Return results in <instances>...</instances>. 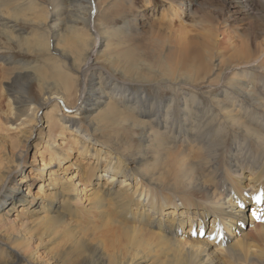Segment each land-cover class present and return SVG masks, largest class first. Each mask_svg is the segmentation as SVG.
<instances>
[{"label": "clouds", "instance_id": "obj_1", "mask_svg": "<svg viewBox=\"0 0 264 264\" xmlns=\"http://www.w3.org/2000/svg\"><path fill=\"white\" fill-rule=\"evenodd\" d=\"M228 65L258 105L174 144L173 101L169 127L136 145L142 109ZM258 90L264 0H0V124L19 140L0 136V196L25 178L46 194L18 218L0 211V264H264V216L223 191L264 185ZM194 213L219 219V239L182 232Z\"/></svg>", "mask_w": 264, "mask_h": 264}, {"label": "bare ground", "instance_id": "obj_2", "mask_svg": "<svg viewBox=\"0 0 264 264\" xmlns=\"http://www.w3.org/2000/svg\"><path fill=\"white\" fill-rule=\"evenodd\" d=\"M162 2L163 0H160L161 5L163 4ZM224 2L225 0H220L221 4ZM247 2L248 0H237L241 7ZM146 11L156 12V6ZM181 38L187 39V34H182ZM217 71L216 79L206 85L197 83L198 76L195 74L187 77L181 81L182 86H178L177 91L164 93L156 97L154 104L142 109L139 113L142 126L136 128L131 134L135 139L136 145L143 148L152 141L153 137L149 130L152 132L154 129L158 132L162 130L160 133H163L169 127L168 123L163 119V109L173 101L175 102V119L170 129L172 136L169 142L174 144L184 143L187 139H194L200 134L199 130L202 125L213 119L224 108L231 107L244 113L249 107L258 105L260 97L246 92L247 81L243 79L245 73L243 68H234L228 65L220 67ZM221 72L224 75H220L219 73ZM235 80L237 83H234ZM258 91H261V96H264V90ZM221 96L224 98L219 99ZM60 103L62 107L66 108L62 101ZM149 122L151 123L149 124ZM30 123H35V121L33 120ZM181 123H184V125H180ZM22 127L23 125H21ZM17 131L18 129L16 128H8L4 124H0V136H11L13 142L19 144L18 138L13 136V133ZM0 163H3L2 157H0ZM35 179H38V177ZM23 184V187L14 191L6 190L3 196H0V211L7 203L12 206L11 209L15 210L19 204L25 202L28 196H33L30 191L25 189L28 187L31 190V185L28 183L27 178H25ZM243 185L227 184L224 186L223 191L228 204L233 208H243L248 204H254L252 212L258 216L257 209L260 207L257 206L260 205L264 209V202L257 203L255 197L264 192V185L260 186L258 190L253 185ZM39 188L42 190L41 197H46L43 186L40 185ZM41 197L40 201L38 199L36 201L33 200L32 207L39 208L41 206ZM1 198H4V200H1ZM5 213L8 214L7 211ZM193 217L190 223L183 227L182 232L190 230L192 235L202 237L203 230L205 231L210 223V231L206 238L208 240L219 239L221 225L217 217H210L200 213H194Z\"/></svg>", "mask_w": 264, "mask_h": 264}, {"label": "rangeland", "instance_id": "obj_3", "mask_svg": "<svg viewBox=\"0 0 264 264\" xmlns=\"http://www.w3.org/2000/svg\"><path fill=\"white\" fill-rule=\"evenodd\" d=\"M162 3H163V2H162ZM157 14H158V12H157ZM234 68H235V67H234ZM217 73H218V71H217ZM234 83H237V81L235 80ZM222 98H224V97H223V96L219 97V99H222ZM180 125H184V123H181ZM194 125H195V124H194ZM159 131L161 132L162 130H159ZM149 132H150V134H151L152 131L149 130ZM160 132H159V133H160ZM191 140H193V139H191ZM191 140H190V139H187L184 143L190 142ZM32 157H33V161L35 162V160H36V153H35V149H34V148H33V150H32ZM28 171H29V173L32 172L31 169H29ZM35 178H37V177H34V179H35ZM24 180H25V179H24ZM27 181H28V180H27ZM245 185H247V183H245L243 186H245ZM39 187H40V185L35 186V187L31 185V190H29L28 187L25 188L27 191H30V192H31V195H35V197H36V198H35V201H36V199H38V200L40 201V197L42 196V190H40ZM27 199H30V198H27ZM27 199H26V200H27ZM1 200H4V198H1ZM24 203H25V202H24ZM24 203H23V204H22V203L19 204V205L16 207L15 210L11 209L12 206H11L9 203H7V205L3 207L2 211H3V212H6V211H7V213L13 215L14 218H18V217H16V213L22 211V209H20L19 207L24 206ZM253 205H254V204H248V205L246 206V209H247L248 213H252V207H253ZM257 207H260L259 209H257V215H258L257 217L259 218V217L261 216V214L264 213V209H263L262 206H260V205L257 206ZM32 209H33V210H36V209H38V207H32ZM246 209H245V210H246ZM210 227H211V224L209 223L207 229H206L205 231L203 230V232H202V237H206V236H207L208 232L210 231Z\"/></svg>", "mask_w": 264, "mask_h": 264}, {"label": "snow or ice", "instance_id": "obj_4", "mask_svg": "<svg viewBox=\"0 0 264 264\" xmlns=\"http://www.w3.org/2000/svg\"><path fill=\"white\" fill-rule=\"evenodd\" d=\"M255 200L257 203L264 202V192H261L260 195L256 196ZM261 216H264V213H262Z\"/></svg>", "mask_w": 264, "mask_h": 264}]
</instances>
